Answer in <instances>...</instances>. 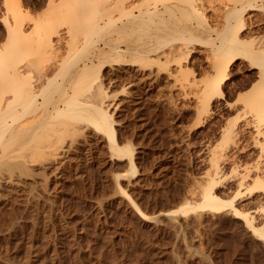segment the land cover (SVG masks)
I'll use <instances>...</instances> for the list:
<instances>
[{"label":"rangeland","instance_id":"rangeland-1","mask_svg":"<svg viewBox=\"0 0 264 264\" xmlns=\"http://www.w3.org/2000/svg\"><path fill=\"white\" fill-rule=\"evenodd\" d=\"M6 1L0 0V49L6 42V23H14L13 11L24 15L21 20L28 24L27 30L34 22L30 17L53 28L59 26L52 30L58 33L50 32V40L61 43L58 46L53 43L55 48L53 44L40 46L37 56L43 67L54 64L49 67L52 74L84 43L81 35V38L73 35L71 39L69 35L73 31L69 34V28L59 24L63 22L61 12L69 4L78 8V0ZM222 1L225 0H216L215 4ZM114 2L105 0L109 7ZM138 2L132 0L130 4ZM203 2L206 16L213 19V10L208 7L212 4L209 0ZM112 12L113 8L109 9L108 13ZM250 21L252 35L264 39V10L252 11ZM198 50L202 49L196 46L184 62L196 80L202 79L201 73L208 70L206 53ZM170 56L162 57L164 61L169 59L164 64L161 60L164 69L153 68L164 70L157 83L145 79L138 83L141 76L134 75L132 66L119 68L114 83L109 79L108 83L107 78L114 77L109 73L118 66L107 67L100 73L102 85L110 96L108 101L122 103L113 117L120 124V139L132 144L136 167L133 176L125 159L108 158L91 129L84 133L86 140L80 138L75 149L57 160L58 174L36 165L31 167L34 177L23 178L25 186L0 188V264H264V240L257 239L229 208L219 212L204 210L175 220L166 216V212L183 201L201 200V188L206 185L210 168L207 145L218 147L222 127L234 125L242 132L239 145L242 151L232 150L231 160L220 162L223 180L216 194L226 200L234 198L233 206L249 211L255 225L264 222V187L255 190L249 182L248 186L239 188L235 177L245 164L251 166L255 160L264 162V156L257 158L259 146H252L254 130L248 124L250 113L242 106V98L255 89L257 77L248 69L249 62H236L229 71L226 97L216 100L207 111L209 114L197 116L192 99L183 98L180 90L170 87L176 84L165 76L168 70L176 69L173 64L176 56ZM130 79L136 83L129 89L134 94L130 98L118 96ZM137 96L140 105L129 102ZM234 102L239 103L234 105ZM260 142L264 143L262 139ZM39 170L45 173L42 175ZM115 174L120 175L118 187L126 196L118 193ZM238 192L241 194L236 196ZM129 199L148 216L146 222L138 219L137 209L129 205Z\"/></svg>","mask_w":264,"mask_h":264},{"label":"bare ground","instance_id":"bare-ground-1","mask_svg":"<svg viewBox=\"0 0 264 264\" xmlns=\"http://www.w3.org/2000/svg\"><path fill=\"white\" fill-rule=\"evenodd\" d=\"M114 1L109 7L105 0H78V8L69 4L65 8L66 11L61 12L63 22L59 24L69 28V34L73 31L72 35L68 34L71 39L81 35L84 43L78 45L79 43L74 41L78 47L74 45L75 49L71 46L75 51L70 50L73 53L67 55L61 67L58 64L59 69H56L55 74H52L50 69L54 64L49 65L50 68L46 65L43 67L37 56L42 45L57 43L58 46V43H61H52L53 39L50 40V32L55 34L56 30H52L59 26L53 28L48 23L30 17L34 22L27 30L28 24L21 20L24 15L20 11H13L14 23H6V42L0 49L2 190L11 186H25L22 184L23 178L33 176L31 167L36 165L43 167V170H52L53 175L60 172L58 164L55 165L57 160L75 149L80 143V138L84 141L87 137L84 133L91 129L108 158L117 161L125 159L129 174L133 176L136 167L132 144L120 139V124L113 117L122 103L108 101L110 96H107L102 85L103 75L100 73L107 67L118 66L117 70L109 73L114 77H106L107 82L109 79L110 83H114L118 78L116 74L120 71L119 68L132 66L135 67L134 75L141 76L137 81L135 76L130 74L138 83L142 79L156 82L164 71L160 72L159 68L164 69L161 66L170 55L176 56V63H173L176 69L173 67V72L167 71L166 68L165 73L168 75L165 76L176 84L170 87L177 88L178 92L180 90L183 98L192 99L197 116H201V113L207 114L216 100L226 97L225 87L230 78L231 67H235L238 61L249 62L248 69L252 70L251 74L254 73L257 80L255 89L242 98L241 105L243 110L246 109L250 113L251 119L248 120L249 123L246 122L254 130L253 136H250L253 138L252 146H259L260 154L257 158L264 156V143L260 142L261 139L264 141V39L252 35L253 22H249V14L252 11L264 10V0H225L218 5L215 4L216 0H209L212 5L208 7L213 10V19L205 14L207 7L204 0H143L141 3L137 0V4H130L132 0L128 3V0ZM111 8L115 13H108ZM64 22H67L69 27ZM74 31L78 34L75 35ZM55 46L56 44L54 48ZM59 46L61 47L60 44ZM196 46L201 47L199 52L206 53L205 67L208 68L207 72H200L202 79L198 80L192 75L194 72L190 73V69L184 64ZM71 47L69 46V49ZM165 56L167 58L164 61L162 57ZM154 67L159 68L153 70ZM132 81L130 79L124 84L118 96L130 98L134 94L129 90L136 84ZM116 94L115 97L119 98ZM133 99L134 102L132 99L129 102L140 105L138 96ZM239 101L241 103L240 98ZM235 103L239 102H234V105ZM225 126L219 133L221 144L218 147L207 145L210 168L205 178L206 185L201 188V200L183 201L177 208L166 212V216L175 220L178 216L194 215L204 210L219 212L229 208L234 217L242 220L257 239L264 240V222L255 225L249 211L238 210L233 206L234 198L226 200L216 194V189L223 180L220 162L231 160L233 153L230 151H240L241 148L239 145L242 132L239 127ZM254 162L251 166L245 164L246 166L235 174L237 187L248 186L251 182L253 189L262 190L264 162ZM40 173L43 175L45 172ZM119 176L115 174L118 193L126 196L118 187ZM239 194L241 193L238 192L236 196ZM129 203L137 209L138 219L146 222L148 216L140 211L132 199H129Z\"/></svg>","mask_w":264,"mask_h":264}]
</instances>
